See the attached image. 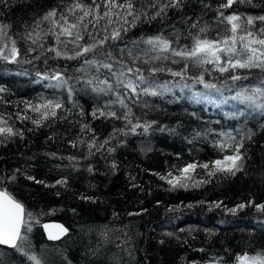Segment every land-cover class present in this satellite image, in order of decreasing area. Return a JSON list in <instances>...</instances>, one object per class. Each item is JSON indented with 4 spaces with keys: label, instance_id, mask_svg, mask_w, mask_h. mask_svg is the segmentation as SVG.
Instances as JSON below:
<instances>
[{
    "label": "trees",
    "instance_id": "16d2710c",
    "mask_svg": "<svg viewBox=\"0 0 264 264\" xmlns=\"http://www.w3.org/2000/svg\"><path fill=\"white\" fill-rule=\"evenodd\" d=\"M206 2L210 5L206 11L199 0H186V7L170 10L167 20L145 22L142 18L126 38L155 35L162 29L170 35L175 25L180 42L191 44L188 32L197 30L187 28L188 17H202L201 25L208 26L203 35L208 38H215L218 31L223 35L225 26H218L216 20L221 0ZM253 2L264 5V0ZM56 3L58 0H9L8 7L0 6V22L12 25L10 34H14L23 30L22 21L30 22L34 15ZM224 12L256 16L264 14V6L237 2ZM22 46L23 42L18 41V47ZM49 63L67 67L69 72L78 67L76 61ZM44 67L40 62H35L34 67L0 60V86L7 89L0 97L8 101L0 103V114L10 116L8 123L24 130L23 138L15 136L0 144V176L15 174V179L5 180L0 189L9 192L34 217L30 221L25 217L32 229L27 233L28 242L31 253L40 257L42 264H231L243 255L264 254V213L254 206L235 214L228 211L239 203H264V111L249 109L231 99L221 103L225 97L235 95L241 85L260 84L264 70H238L237 74L247 79L235 84L229 80L231 73L205 74V80L222 87L223 95L212 92L216 104L174 99L171 94L144 98L149 107L142 101H127L133 123L155 121L147 133L139 128L132 133L124 120L92 118L93 108L102 106L107 97L79 92L75 95L78 107L72 108L58 90L46 86L47 81L37 82L36 70ZM199 71L191 67L188 74L195 76ZM188 83L191 91L185 89L181 93L176 89V96L190 97L194 92L208 91L202 85ZM57 97L64 101L65 109H72L66 113L67 120H48L37 127L31 120L16 118L15 113L24 108L20 101L38 103ZM81 108L83 117L79 114ZM236 109L242 114L233 115ZM113 110L118 115L125 111L119 105H114ZM28 115L36 116L32 112ZM82 123L89 124L93 131L81 133ZM194 131L208 134L195 137ZM218 133H231L237 141L243 139V171L227 177L217 174L200 187L173 189L160 178L169 172L176 175L186 163L209 162L227 154V150L221 153L214 146L216 140L223 139ZM93 135L98 142L110 138L105 147L114 151L93 148L89 154L87 144ZM78 139L84 143L72 147L71 141ZM69 156L77 160L70 162ZM197 172L204 175L203 169ZM28 176L45 183H36ZM61 178H67L66 186H45ZM216 203L221 206L215 207ZM49 220L61 221L68 233L59 240H49L43 230ZM0 264L31 262L0 245Z\"/></svg>",
    "mask_w": 264,
    "mask_h": 264
},
{
    "label": "snow or ice",
    "instance_id": "6c2138e0",
    "mask_svg": "<svg viewBox=\"0 0 264 264\" xmlns=\"http://www.w3.org/2000/svg\"><path fill=\"white\" fill-rule=\"evenodd\" d=\"M237 2L248 4L251 7L258 5L253 0H221L216 9V20L219 25L225 26L224 34L218 31L215 38H208L207 24L201 25L202 17H188L185 21L192 43L180 42V35L175 25H172V34L165 35L162 29L158 34L127 39L126 34L143 18L151 22L158 18L168 19L170 10L180 11L186 7V0H58L54 6L42 13L33 16L30 22L22 21L23 30L10 34L12 25L0 22V60L7 63H42L45 67L36 70L38 81H47V87L59 91L60 96L72 103V108L78 107L75 95L79 92L95 93L97 98L107 97L102 106L94 107L90 115L94 119H117L126 121L125 127L135 133L142 129L147 133L155 121L133 123L129 118L132 115L127 101L132 103L143 102L149 107L146 97H164L171 94L174 99L189 98L195 103L216 104L212 92L223 95L222 87L210 80H205V74L212 72L220 74L231 73L229 80L236 82L247 79L241 76L238 70L258 68L264 70V14L243 15L232 12L225 15L224 10L229 9ZM201 7L206 11L210 5L206 0H199ZM0 6L8 7L9 0H0ZM259 23L260 27H257ZM18 41L23 42L18 47ZM76 61L78 67L71 72L67 67L53 66L49 61ZM170 65H179L173 68ZM210 66V67H206ZM191 67L200 69L199 74L190 76ZM165 76L171 79H165ZM202 85L207 92H194L190 97L176 96L175 90L181 93L185 89L191 91V85ZM231 90V89H229ZM7 89L0 86V93ZM229 99L246 104L249 109L255 108L264 111V80L255 86L241 85L235 95L225 97L221 103H228ZM0 103H8L0 97ZM23 110L15 113L18 120H31L40 127L48 120L68 119L66 113L72 111L65 109V103L59 97L43 99L38 103L20 101ZM114 105L125 109L120 115L113 110ZM19 107V104L17 105ZM28 112L35 113L33 118ZM59 113V115H58ZM80 116L85 115L80 109ZM242 114L236 109L233 115ZM195 115V113H192ZM4 114H0V144H4L12 137L23 138L24 130L10 125ZM79 123V121H77ZM81 133L92 132L89 124H81ZM160 128V131H165ZM120 131H123L122 129ZM214 131V130H208ZM127 134V133H125ZM207 132L194 131L195 137L207 136ZM223 139L216 140L214 146L224 153L221 158L209 161H193L177 169V174L167 173L160 178L173 188L200 187L211 182L217 174L225 177L235 176L243 171L245 153L243 139L237 141L231 133H218ZM251 136L249 135V139ZM110 138L98 142L93 135L87 144L89 154L96 148L97 151L105 149L114 151L109 145ZM191 142V141H189ZM83 140L71 141L72 147H77ZM55 157V153H51ZM70 162H75V156H69ZM69 166H74L70 163ZM115 167V164L112 165ZM197 169H203L201 176ZM20 170L17 169L16 172ZM88 171H92L91 168ZM199 177V178H198ZM15 174L0 176V185L5 180H14ZM28 179L36 180L34 176ZM66 186L67 178L56 180L55 184L47 185ZM58 194V193H57ZM216 203L215 207H220ZM254 206L256 211L264 213V203H239L228 209L235 214L245 207ZM34 219L31 213L25 212L24 205L16 200L9 192L0 190V245L7 246L15 252L21 253L31 264H42V259L31 253L27 233L31 232L30 224L25 220ZM38 222V221H37ZM54 227L56 231L49 230ZM49 240H59L66 235L69 229L62 225L50 226L45 224ZM101 235H105L101 233ZM169 235H171L169 233ZM241 264H264V254L252 257H239Z\"/></svg>",
    "mask_w": 264,
    "mask_h": 264
},
{
    "label": "water",
    "instance_id": "95a60500",
    "mask_svg": "<svg viewBox=\"0 0 264 264\" xmlns=\"http://www.w3.org/2000/svg\"><path fill=\"white\" fill-rule=\"evenodd\" d=\"M0 190H3V189H0ZM5 191V190H4ZM47 224V225H50V226H55V225H62L63 227L66 228V226L61 222V221H57V220H49V221H46L44 224H43V230H44V233L46 235V237L48 238V232L45 230L44 228V225ZM49 230L51 231H56V229L54 227L50 228ZM63 237V236H62ZM61 237V238H62Z\"/></svg>",
    "mask_w": 264,
    "mask_h": 264
},
{
    "label": "rangeland",
    "instance_id": "374dc122",
    "mask_svg": "<svg viewBox=\"0 0 264 264\" xmlns=\"http://www.w3.org/2000/svg\"><path fill=\"white\" fill-rule=\"evenodd\" d=\"M240 257H244V255L240 256ZM247 257H251V256H247ZM211 264H225V263L214 262V263H211ZM231 264H241V261L238 259L235 263H231Z\"/></svg>",
    "mask_w": 264,
    "mask_h": 264
}]
</instances>
